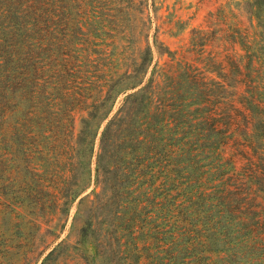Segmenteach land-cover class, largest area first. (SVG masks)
I'll return each instance as SVG.
<instances>
[{
    "label": "trees",
    "instance_id": "16d2710c",
    "mask_svg": "<svg viewBox=\"0 0 264 264\" xmlns=\"http://www.w3.org/2000/svg\"><path fill=\"white\" fill-rule=\"evenodd\" d=\"M247 2L248 25L219 10L175 64L147 46L122 74L99 36L95 59L52 67L48 4L0 0V160L18 159V189L0 188L7 263L264 264V0ZM76 202L75 241L34 250Z\"/></svg>",
    "mask_w": 264,
    "mask_h": 264
},
{
    "label": "rangeland",
    "instance_id": "374dc122",
    "mask_svg": "<svg viewBox=\"0 0 264 264\" xmlns=\"http://www.w3.org/2000/svg\"><path fill=\"white\" fill-rule=\"evenodd\" d=\"M44 2L48 4L49 9V22L45 34L49 50L47 60L52 67L56 68L55 66L64 60L84 61L85 56L95 59L96 52L102 50L98 45L101 44L100 39H94V36H99L105 41L107 54L111 55L110 60H105L106 63L112 66L117 64V69L122 74L128 70L135 56L138 57L147 46L154 50V64L158 61L161 65L175 64L177 59L173 56L177 53L179 59L187 50L192 31L209 29V17L212 13L217 14L219 10H225V13L231 16L229 12L232 11L248 25L247 14L250 11L247 0H44ZM75 22H81L83 30L79 32L76 29L74 35ZM214 28L216 27L213 26ZM84 48H88V51L84 52ZM49 70L51 71V68ZM126 96L127 94H123L117 99L113 114ZM17 162L18 159L9 154L0 160L2 178L0 188L5 192L11 187L13 191L18 189L15 180L18 175V170L15 169ZM33 164L36 162L33 161ZM3 199L6 201V197L0 194V200ZM86 208L85 205L83 210ZM77 210L78 202L71 210L67 227L60 239L54 236L44 237L34 250H44L50 243L53 248L64 239H69L73 243L75 233L71 234V238L67 236L71 232L72 220ZM2 217L0 215V220ZM16 240L17 238H14V242ZM69 255V264H79L75 252ZM35 256L30 258L32 262ZM18 258L23 260L20 256ZM0 264L9 263L0 256Z\"/></svg>",
    "mask_w": 264,
    "mask_h": 264
}]
</instances>
